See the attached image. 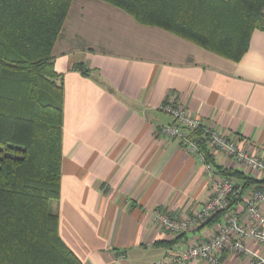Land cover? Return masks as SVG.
<instances>
[{"label":"crops","instance_id":"crops-1","mask_svg":"<svg viewBox=\"0 0 264 264\" xmlns=\"http://www.w3.org/2000/svg\"><path fill=\"white\" fill-rule=\"evenodd\" d=\"M53 55L64 81V124L61 194L50 206L82 264H157L207 240L227 213L248 221L254 184L195 230L160 225L157 211L183 218L204 206L226 176L218 166L264 180L218 149L211 148L208 162L200 150L163 135L160 126L175 118L160 106L173 101L205 128L264 157V28L234 61L107 1L72 0ZM250 246L264 257L263 246ZM217 264L264 262L224 250Z\"/></svg>","mask_w":264,"mask_h":264},{"label":"trees","instance_id":"trees-1","mask_svg":"<svg viewBox=\"0 0 264 264\" xmlns=\"http://www.w3.org/2000/svg\"><path fill=\"white\" fill-rule=\"evenodd\" d=\"M104 1L234 61L264 28V0ZM71 3L0 0V264H82L50 206L61 194L64 124V81L53 48ZM188 135L213 161L204 125ZM218 167L243 179L230 200L252 184L264 189V180Z\"/></svg>","mask_w":264,"mask_h":264},{"label":"built area","instance_id":"built-area-1","mask_svg":"<svg viewBox=\"0 0 264 264\" xmlns=\"http://www.w3.org/2000/svg\"><path fill=\"white\" fill-rule=\"evenodd\" d=\"M160 109L175 118L174 123L160 126L161 133L167 137L180 138L188 149L199 151L198 145L188 133L202 125L201 119L173 101L164 102ZM206 131L210 148L220 150L245 168L264 174V157L250 152L247 148L239 147L237 141L228 138L215 128H206ZM207 167L210 169L212 165L208 163ZM241 191V187H236L233 178L224 176L215 194L200 210L183 218L157 211L158 222L164 229L173 233L195 230L216 213L227 210L230 206L231 194H238ZM249 192L250 195L245 202L247 222H244L236 212L227 213L218 230L207 240L194 243L177 254L165 257L157 264H184L193 260H205L210 264H217L224 250L255 254L259 261L264 262V257L255 253L250 246V242L253 241L264 247V189L254 187Z\"/></svg>","mask_w":264,"mask_h":264}]
</instances>
